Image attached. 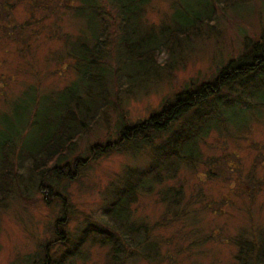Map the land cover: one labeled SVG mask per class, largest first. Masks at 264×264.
Listing matches in <instances>:
<instances>
[{
    "label": "rangeland",
    "instance_id": "1",
    "mask_svg": "<svg viewBox=\"0 0 264 264\" xmlns=\"http://www.w3.org/2000/svg\"><path fill=\"white\" fill-rule=\"evenodd\" d=\"M67 2L0 0L2 126L13 114L9 108L14 100L43 101L46 90L74 79L65 39L77 33L78 23L62 7ZM169 11L168 0H151L145 19L158 26ZM116 21L108 20L113 27L109 53L118 34ZM263 29L264 0H220L214 19L200 34L191 35L172 57L163 50L158 53L156 63L144 68L143 79L129 91L115 87L104 112L76 137L63 175L44 180L54 191L38 187L37 176L26 164L19 167L12 155L11 186L0 199V264H233L237 239H251L264 225V110L251 116L243 129L210 130L193 167L180 162L171 177L151 182L150 191H137L129 205L132 227L157 243L156 259L146 243L145 248L144 242L135 246L134 240L127 249L105 243L117 250L110 254L95 230L111 228L103 208L114 183L128 170L152 164L170 140L171 131L157 132L147 144L137 143L136 150L119 147L120 126L147 118L184 88L213 77ZM28 85L41 91L22 95ZM166 188L182 190L176 210L160 200Z\"/></svg>",
    "mask_w": 264,
    "mask_h": 264
},
{
    "label": "trees",
    "instance_id": "2",
    "mask_svg": "<svg viewBox=\"0 0 264 264\" xmlns=\"http://www.w3.org/2000/svg\"><path fill=\"white\" fill-rule=\"evenodd\" d=\"M150 1L68 0L63 4L78 23L77 33L65 39V53L73 60L74 79L60 89L46 90L43 101L12 102L9 109L13 114L5 126L0 122V199L11 186L12 155L19 167L26 164L29 173L37 176L38 187L54 191L50 181L45 184L44 180L63 175L70 163L65 157L76 137L104 112L111 93L117 91L115 87L129 91L131 85L143 79L144 68L156 63L158 53L163 50L172 57L191 35L200 34L214 19L220 0H168L170 11L158 26L145 19ZM46 8L50 9L48 5ZM115 17L118 34L109 53L106 46L113 27L108 20ZM22 91L25 95L41 90L28 85ZM262 110L264 29L258 39L243 43L239 55L228 60L213 77L184 88L147 118L120 126L116 140L119 147L130 145L131 150H136L137 143L147 144L157 132L171 131L170 140L156 152L152 164L128 170L110 188L112 193L103 214L111 228L95 230L101 235L99 244L116 243L127 249L133 240L135 246L144 242L148 254L156 259L157 243L148 242L146 234L140 235L132 227L135 222L130 219L129 205L137 191L140 187L150 191L151 182L161 183L162 178L171 177L180 162L193 167L202 156L200 144L210 130L243 129L248 119L257 117ZM34 114L39 117L28 122ZM180 119L182 122H178ZM77 162L75 158L72 164ZM181 198L182 190L178 188H166L160 193L167 208L175 210ZM143 231L147 232L145 226ZM251 237L237 239L233 264H264V225L257 227ZM108 252L115 253L111 246Z\"/></svg>",
    "mask_w": 264,
    "mask_h": 264
}]
</instances>
